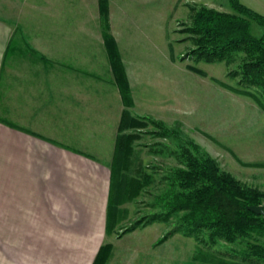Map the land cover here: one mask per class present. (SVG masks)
Wrapping results in <instances>:
<instances>
[{
  "label": "crops",
  "instance_id": "crops-1",
  "mask_svg": "<svg viewBox=\"0 0 264 264\" xmlns=\"http://www.w3.org/2000/svg\"><path fill=\"white\" fill-rule=\"evenodd\" d=\"M99 1L0 0V262L45 264L48 245L92 264L111 244V165L95 155L114 157L126 108L104 47ZM109 1L110 32L125 65L117 0ZM124 67L133 89L135 73ZM63 201L73 232L67 244Z\"/></svg>",
  "mask_w": 264,
  "mask_h": 264
},
{
  "label": "rangeland",
  "instance_id": "rangeland-1",
  "mask_svg": "<svg viewBox=\"0 0 264 264\" xmlns=\"http://www.w3.org/2000/svg\"><path fill=\"white\" fill-rule=\"evenodd\" d=\"M240 1L264 16V0ZM106 2L111 13V2ZM203 7L233 13L229 0H117L115 28L123 57L136 80L132 78V89L126 72L130 96L120 95L126 111L146 126L121 170L112 165L111 153L95 155L113 170L108 220L109 228L114 230L107 242L114 252L107 264H199L194 257L201 245L194 238L175 234L160 242L176 226L175 221L154 223L130 233L124 231L157 211L154 204L166 187L164 176L180 166L176 152L189 146V142L215 159L223 171L264 192V111L252 98L230 89L237 87V80L228 77L237 63H195L188 58L192 43L180 42L183 39L180 31L191 24L193 10ZM252 32L259 36L263 30L253 24ZM156 123L161 126L157 127ZM148 178L152 183L140 196L129 200L126 197L129 193L121 194L124 184ZM68 205L62 202L64 244L73 234L67 230L69 219L64 216ZM47 249L46 253L53 259L47 256L45 264H82L72 262L71 258L77 254V260L82 255L80 252L66 247L49 249L48 245ZM231 249L232 246L221 243L212 252L219 255ZM85 258L90 259V255ZM15 259H18L16 254ZM86 261L83 264H90ZM5 263L11 264L0 262Z\"/></svg>",
  "mask_w": 264,
  "mask_h": 264
},
{
  "label": "trees",
  "instance_id": "trees-1",
  "mask_svg": "<svg viewBox=\"0 0 264 264\" xmlns=\"http://www.w3.org/2000/svg\"><path fill=\"white\" fill-rule=\"evenodd\" d=\"M229 2L233 13L205 7L193 10L191 24L180 31L183 35L180 42L192 43L188 58L195 63H237V68L228 73L231 80H237V87L230 89L252 98L264 111V16L240 0ZM99 6L104 46L115 83L122 96H130L119 48L110 33L106 0H100ZM253 24L262 28L261 35H253ZM145 126L146 123L131 112H123L113 166L119 170L125 166L134 151V142L140 138ZM188 145L176 152L180 166L164 176L166 187L154 204L157 211L135 221L124 230L125 233L154 223L175 221L176 226L160 242L175 234L194 238L201 245L194 257L195 263L264 264V215H256L248 209L251 206L264 208V192L223 171L215 159L201 153L194 143ZM111 173L113 178L112 169ZM151 183L149 178L126 183L129 186L124 184L121 194L129 193L126 197L132 200ZM108 213L109 206L106 228L110 232ZM221 243L232 246L231 251L214 254L212 250ZM112 250L110 244L102 245L92 264H107Z\"/></svg>",
  "mask_w": 264,
  "mask_h": 264
},
{
  "label": "water",
  "instance_id": "water-1",
  "mask_svg": "<svg viewBox=\"0 0 264 264\" xmlns=\"http://www.w3.org/2000/svg\"><path fill=\"white\" fill-rule=\"evenodd\" d=\"M249 211L255 213L256 215H264V208L263 206H251L248 207Z\"/></svg>",
  "mask_w": 264,
  "mask_h": 264
}]
</instances>
